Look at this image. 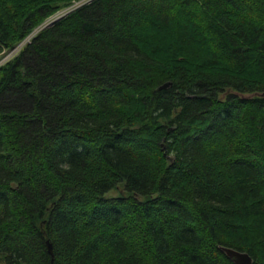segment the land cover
<instances>
[{
    "label": "trees",
    "instance_id": "obj_1",
    "mask_svg": "<svg viewBox=\"0 0 264 264\" xmlns=\"http://www.w3.org/2000/svg\"><path fill=\"white\" fill-rule=\"evenodd\" d=\"M80 1L0 0V264H264V0Z\"/></svg>",
    "mask_w": 264,
    "mask_h": 264
},
{
    "label": "water",
    "instance_id": "obj_2",
    "mask_svg": "<svg viewBox=\"0 0 264 264\" xmlns=\"http://www.w3.org/2000/svg\"><path fill=\"white\" fill-rule=\"evenodd\" d=\"M169 85H170L169 83H166L162 86V88H165ZM46 243L49 253L53 255L51 241L47 240ZM221 250L227 255V257H229V259H231L234 262V264H252V258L246 252H241L228 247H222ZM51 264H55L53 257L51 260Z\"/></svg>",
    "mask_w": 264,
    "mask_h": 264
},
{
    "label": "rangeland",
    "instance_id": "obj_3",
    "mask_svg": "<svg viewBox=\"0 0 264 264\" xmlns=\"http://www.w3.org/2000/svg\"><path fill=\"white\" fill-rule=\"evenodd\" d=\"M73 5H74V4H73ZM73 5H72V6H73ZM72 6L66 8V9H62V10L58 11V12L55 13L53 16H54V17H55V15H56V16H57V15H60V16H61V15H63V14L68 13V11L72 9ZM66 10H67V11H66ZM53 16H52V17H53ZM50 18H51V17H50ZM50 18H49V19H50ZM17 50H18V48L15 49V50L12 51V52L6 53L2 58H0V63L3 62L4 60H6L8 57L14 55V54L17 52Z\"/></svg>",
    "mask_w": 264,
    "mask_h": 264
},
{
    "label": "bare ground",
    "instance_id": "obj_4",
    "mask_svg": "<svg viewBox=\"0 0 264 264\" xmlns=\"http://www.w3.org/2000/svg\"><path fill=\"white\" fill-rule=\"evenodd\" d=\"M66 11H67V10H66ZM64 15H65V14H63V15H61V16H60V15H57V16L55 15V17H54V16L51 17V18L48 19L43 25H41L39 28H43V27H45V26H47V25L53 23L55 20L58 19L59 16L62 17V16H64ZM60 17H59V18H60ZM26 41H27V39H26ZM26 41H25V42H26ZM23 44H24V43L20 44V45L17 46L15 49L18 48V50H19ZM15 49H14V50H15ZM14 50H12V51H14ZM18 50H17V51H18ZM12 51H11V52H12Z\"/></svg>",
    "mask_w": 264,
    "mask_h": 264
},
{
    "label": "built area",
    "instance_id": "obj_5",
    "mask_svg": "<svg viewBox=\"0 0 264 264\" xmlns=\"http://www.w3.org/2000/svg\"><path fill=\"white\" fill-rule=\"evenodd\" d=\"M84 2H85V0L80 1V2H78V3H75V4H74V7L80 6V5L83 4Z\"/></svg>",
    "mask_w": 264,
    "mask_h": 264
}]
</instances>
